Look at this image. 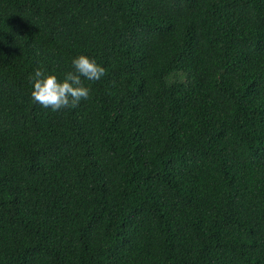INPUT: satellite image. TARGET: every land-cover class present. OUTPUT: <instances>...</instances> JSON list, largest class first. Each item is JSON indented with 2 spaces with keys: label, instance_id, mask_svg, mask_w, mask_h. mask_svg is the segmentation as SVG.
<instances>
[{
  "label": "trees",
  "instance_id": "1",
  "mask_svg": "<svg viewBox=\"0 0 264 264\" xmlns=\"http://www.w3.org/2000/svg\"><path fill=\"white\" fill-rule=\"evenodd\" d=\"M0 264H264V0H0Z\"/></svg>",
  "mask_w": 264,
  "mask_h": 264
},
{
  "label": "clouds",
  "instance_id": "2",
  "mask_svg": "<svg viewBox=\"0 0 264 264\" xmlns=\"http://www.w3.org/2000/svg\"><path fill=\"white\" fill-rule=\"evenodd\" d=\"M71 70L62 78L41 68L34 70L30 78L31 99L44 108L58 111L75 107L82 99L87 100L91 89L84 81H97L105 74V68L95 58L78 54L71 58Z\"/></svg>",
  "mask_w": 264,
  "mask_h": 264
}]
</instances>
